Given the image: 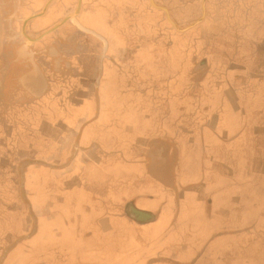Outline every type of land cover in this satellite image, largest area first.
I'll return each mask as SVG.
<instances>
[{"label": "crops", "instance_id": "0c3cea01", "mask_svg": "<svg viewBox=\"0 0 264 264\" xmlns=\"http://www.w3.org/2000/svg\"><path fill=\"white\" fill-rule=\"evenodd\" d=\"M148 6L144 37L115 54L122 65L105 69L99 99L64 94V106L41 109L43 120L31 116L44 138L30 137L24 153L21 140L9 146L0 137V264L22 242L7 211L18 201L21 211L12 157L41 159L48 146L49 166L27 172L49 169L61 194L49 223L61 218L65 231L49 264L192 263L214 254L227 224L239 231L264 221V0H205L199 24L209 18L212 26L186 41L156 37L161 8ZM208 229L209 240L191 243V232Z\"/></svg>", "mask_w": 264, "mask_h": 264}, {"label": "flooded vegetation", "instance_id": "af4514ba", "mask_svg": "<svg viewBox=\"0 0 264 264\" xmlns=\"http://www.w3.org/2000/svg\"><path fill=\"white\" fill-rule=\"evenodd\" d=\"M154 2L164 6L165 0ZM190 2L203 12V0ZM150 4V0H0V137L7 139L9 146L21 140L24 153L30 137L44 138L31 130V116L43 120L46 112L39 111L64 106V94L92 91L99 99L105 69L110 64L122 65L115 54L128 53V47L144 37L139 31ZM117 45L123 47L116 50ZM193 68L201 81L205 59ZM86 73L92 77H83ZM56 87L58 92H54ZM81 93L75 96L77 101ZM96 104L100 106L99 101ZM8 127H12L10 132ZM76 149L74 141L72 156ZM38 160L48 162L44 157L23 156L15 163L22 228L23 217H28V231L22 233L21 241L31 239L40 227L41 216L26 190L33 179L28 169L44 166Z\"/></svg>", "mask_w": 264, "mask_h": 264}, {"label": "rangeland", "instance_id": "374dc122", "mask_svg": "<svg viewBox=\"0 0 264 264\" xmlns=\"http://www.w3.org/2000/svg\"><path fill=\"white\" fill-rule=\"evenodd\" d=\"M191 0H180L182 3V7H180V3H176L175 0H165L164 6L157 5L154 1H151L152 6H160L165 7L169 16L173 22H175L180 28L185 29L190 27L194 23H196L197 19L201 18L203 12H198L199 8L195 10L196 7H191L189 4ZM210 3L208 2V11H210ZM161 12L157 13L159 18V35H156L158 30H153L150 28V31H154L156 37H162L166 40L171 39L173 35H180L183 37V40H190L194 38H199L202 36L204 30H207L210 25L209 18L204 20L201 24H196L193 27L189 28L186 31H180L177 29L168 19L167 13L164 10H160ZM199 13V14H198ZM151 16L154 14L150 13ZM201 15V16H200ZM155 16V17H156ZM157 18L155 21L158 20ZM153 35H151L152 37ZM12 127H8V131L10 132ZM49 162V146L43 156ZM13 162L11 168V173H14L15 167H13L17 162V158L12 157ZM39 164L48 165L49 163L45 160H38ZM32 173V184L27 183L26 190L29 193V198L36 211L41 216L40 218V227L39 233L36 237H32L31 239L22 241L19 245V249L15 250L11 253V262L9 264H19L20 260H22V264H49V248L55 247L59 248L62 246L63 235L65 229L62 228L61 218H58L59 222H51L49 223V211H59L61 210V205L57 204V202H61V194L57 191L58 184L55 183L53 179H49V169L42 168H33ZM17 172V171H16ZM43 172V173H41ZM50 191V197H49ZM49 199L54 203L52 209H49ZM20 205L19 201L16 202L15 208H11V210H7L8 213H11V219L14 222L13 228L16 229L21 226L22 221L19 220L21 217L19 216L18 206ZM26 213L25 208L23 207V214ZM5 217H9L7 214ZM57 217H62L60 213ZM228 219H232V217H227ZM253 218V217H251ZM255 219H259V217H254ZM26 219L28 217H23L24 226L22 228V233L28 231L26 227ZM227 223V220H226ZM238 222H234L233 224H227L226 226L230 229L227 230L224 236L218 237V240L214 244V254H212V250L205 251L203 254H199L197 259H195L192 263L185 264H200V262L207 261L209 264H264V221L262 223H258L261 225H257L256 229L254 225L247 226L244 230L237 229ZM53 226L60 229L59 234H54L52 232ZM201 224H196V229H199ZM5 225V232H7ZM194 227V226H193ZM30 231V230H29ZM210 229L206 232H203L201 235L200 231L197 230L195 232H191V243L194 242L204 244L209 238L212 237L207 235L209 234ZM207 235V236H206ZM28 254L29 256H26ZM212 262V263H211ZM207 263V264H208ZM181 264V263H176Z\"/></svg>", "mask_w": 264, "mask_h": 264}, {"label": "water", "instance_id": "95a60500", "mask_svg": "<svg viewBox=\"0 0 264 264\" xmlns=\"http://www.w3.org/2000/svg\"><path fill=\"white\" fill-rule=\"evenodd\" d=\"M157 7H159V8H161L162 10H164V11H166V13H167V17H168V19H169V21L177 28V29H179L180 31H186V30H188L189 28H191V27H193L194 25H196V24H198L204 17H205V0H203V15H202V17L196 22V23H194L193 25H191L190 27H187V28H185V29H182V28H180L175 22H173L172 21V19L170 18V16H169V12H168V10L165 8V7H160V6H157ZM65 20H67V19H65ZM62 24V23H61Z\"/></svg>", "mask_w": 264, "mask_h": 264}]
</instances>
